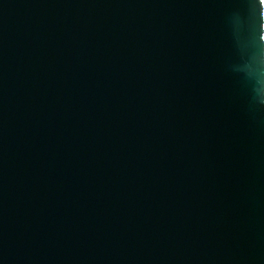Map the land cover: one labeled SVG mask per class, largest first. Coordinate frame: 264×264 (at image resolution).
<instances>
[{
  "label": "water",
  "instance_id": "water-1",
  "mask_svg": "<svg viewBox=\"0 0 264 264\" xmlns=\"http://www.w3.org/2000/svg\"><path fill=\"white\" fill-rule=\"evenodd\" d=\"M264 0H0V264H264Z\"/></svg>",
  "mask_w": 264,
  "mask_h": 264
},
{
  "label": "clouds",
  "instance_id": "clouds-1",
  "mask_svg": "<svg viewBox=\"0 0 264 264\" xmlns=\"http://www.w3.org/2000/svg\"><path fill=\"white\" fill-rule=\"evenodd\" d=\"M251 80L255 101L264 105V53L260 54L256 66L253 67Z\"/></svg>",
  "mask_w": 264,
  "mask_h": 264
}]
</instances>
